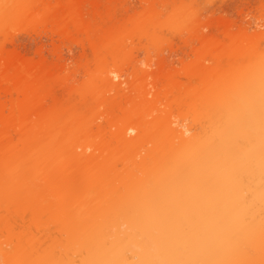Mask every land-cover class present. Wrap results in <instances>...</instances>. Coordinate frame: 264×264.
I'll list each match as a JSON object with an SVG mask.
<instances>
[{
    "label": "bare ground",
    "instance_id": "obj_1",
    "mask_svg": "<svg viewBox=\"0 0 264 264\" xmlns=\"http://www.w3.org/2000/svg\"><path fill=\"white\" fill-rule=\"evenodd\" d=\"M84 1L0 0V191L19 199L15 204L23 200L30 205L31 221L38 233L43 231L39 237L18 233L13 251L2 254L6 264H264V50L258 47L241 52L244 61L239 65L231 58L224 72L212 75L204 67L203 76V66L196 69L202 71L203 89L176 94L185 98L186 111L174 119L156 105L163 99L160 89L151 100L145 98L150 90L142 93L133 106L148 104L147 115H158L144 124L126 122L113 134L114 144L100 138L98 151L109 142L107 146L114 147L103 149L109 155L101 154L100 163L96 156L89 157L80 186L64 184L68 160L61 162L59 175L54 173L58 166L50 163L53 136L43 138L46 126L57 120L56 114H45L57 102L47 111L43 108L47 98L42 93L51 74L45 53L49 56L52 50L50 54L65 66L71 57L67 54L77 48L119 51V40L129 31L98 23L103 16L96 4L95 15L89 12L93 22L85 20ZM190 2L189 9L182 8L189 12L185 16L197 11L196 1ZM41 16L49 28L41 25L44 30L31 34L34 37L27 34L39 44L40 58L35 62L22 57L17 52L21 44L12 43L17 49L8 51L12 27L17 22L41 23ZM252 21L245 22L242 39L264 34V21ZM133 26L130 31L146 29L143 24V30ZM219 55L221 60L226 57ZM105 67L98 68L104 75L89 76L118 95L124 73ZM134 72L149 73L139 66ZM188 117L191 126L185 123ZM131 132L135 135L127 136ZM144 137L150 147L141 155L136 146ZM114 148L120 149L121 170L111 163ZM43 162L47 170L40 173ZM55 183L59 189L51 188ZM41 215L46 216L43 222Z\"/></svg>",
    "mask_w": 264,
    "mask_h": 264
},
{
    "label": "rangeland",
    "instance_id": "obj_2",
    "mask_svg": "<svg viewBox=\"0 0 264 264\" xmlns=\"http://www.w3.org/2000/svg\"><path fill=\"white\" fill-rule=\"evenodd\" d=\"M54 1L55 0H50L53 4ZM172 1L85 0V6L83 2V8L81 6V10L83 9L81 11V13H83L82 17L85 20L92 21L95 15L93 4H96L97 7H99V17L103 16V19H97L98 23H101L99 22L101 20L109 24H106L108 27L112 24H116L118 27L120 26L129 30L124 33L125 36H122L119 40L121 45L119 51L116 52V50H114V52L113 50L111 51L110 48L107 49L108 52L100 50L95 53L89 48H87L86 52L81 48H77L73 52L67 54L71 57L70 60L66 62V67L57 60V55L50 54L52 50H50L49 56L45 53L50 63L47 62L49 66L51 65V74L47 78L44 93H42L44 98H47V102H44L43 108L44 110H49L47 107H50L51 104L53 105L54 101L57 102L56 105L54 104L56 107L53 108V105V109L50 107L51 112L48 111L45 114H49V116L53 114L55 116L56 114L55 118H57L58 121L56 120V123H50V126L44 127L45 130L43 131L46 133L44 132L45 137L43 138L47 139L49 135L53 136L55 153L51 155L50 163L53 165L57 164L58 166L57 168L55 167V174L59 172L58 169L61 162L68 160L67 164L65 163L68 167V171H66L68 172V177L65 175V180L67 182H64V184L74 186H80L82 184L84 181L82 176L87 172L86 165L88 159H90L89 157L93 156L94 158L96 156L95 162L100 163L103 160L101 154L104 153V157L108 156L109 152L103 149L110 142V144H114L113 134L121 128L123 124L126 122H131L133 124L148 123L153 115H158L157 111L152 112V115H147L148 107H150L148 104H144L145 106L140 104L141 107L133 106V102L135 101L136 103L137 100L140 101L138 98L142 97L141 94L146 90H150V94L145 98L146 100H151V98H153V93L160 89L163 99L160 97L162 101L160 103L158 102L159 104L154 103V105L156 104L162 112L164 111V114L168 113L170 116L173 114L171 118H175L179 115L181 116V113H185L186 111L184 106L185 98L183 95H179V97L176 94H179L180 91H185V89H203V84L200 81L203 77H201L200 73L203 71L204 67L210 70L211 74L217 71L224 72V70L229 69L234 60H236V65L244 61V56L242 57V54H240L241 52L246 50L251 51L256 47H258L256 48L257 50H264V34L262 37L256 39H246V37L243 36L244 40L241 35H239L247 20H253L252 22L254 23L256 21L258 22V20L261 22L264 21V0H195L197 3V11L195 8L194 10L196 12H194V14L190 13L191 15L187 14V16H185V12H187L185 10L186 8H190H188V6H191L192 3L190 0H175L173 3ZM188 2L191 4L189 5ZM184 4H186L185 7H182ZM182 8H185V10ZM92 11L94 15L93 13L92 15L89 13ZM188 11H192V9ZM90 16L93 17L91 18ZM42 17L41 23L40 20L38 22L34 21V23L36 22L35 24L33 23L34 26H32L33 24L29 25V22H21L22 24L17 22V24L12 27V31H10L13 42H7L6 49L13 53V51H16L14 50L16 47L14 44H21L19 48L21 51L17 49V47L15 48L17 52L19 51L20 55L26 59H35L36 62V60L40 58V53L38 54L40 47L39 44H35L36 41L28 38V36L43 31V25L49 28L48 26L50 25L45 24V17L41 16V18ZM41 18L39 17V19ZM171 19L174 23L169 24L168 22H172ZM155 21H157L156 24ZM98 23L96 22V24ZM135 24H137V26H141L142 24L143 26L147 25L144 27L147 30L145 29L144 32H137L136 30L130 31ZM173 24L175 25L173 26ZM103 27L106 26L104 25ZM144 28L141 26L142 30ZM261 30H264V27L261 28ZM250 31H248L249 33L247 32L248 35L251 34ZM27 34L29 35L27 36ZM13 37H17L19 40L15 38V42ZM10 39L11 38H9V41H11ZM49 49H53L52 45ZM53 52L56 53L54 50ZM170 53L172 55H170ZM217 53L223 54V57L226 56L224 57L225 59L221 60L222 55L220 56ZM217 55H219L220 58L217 57ZM231 58L234 60L232 61ZM132 64H134V66L138 64L136 66L137 68L139 66V69H142V71L144 68L145 72L147 71L149 73L145 76L143 72L142 74H140L141 72L137 74L134 72L137 68ZM102 65L107 66V68L109 66L117 71L119 70L122 74L124 73L123 78H121L124 80V84L122 83L123 85L120 86V88L122 87V91L120 90L118 95H115V91L110 90V92L108 88L105 89V87H100L101 85L99 86L98 84H101V82L98 83V81H95L98 80V78L94 80L89 76L90 73L91 75L94 73L93 75L96 76L100 71L98 68L102 67ZM104 66L100 69H104ZM201 66H203L202 71L199 73L201 69L199 71L196 69H199ZM96 70L98 71L95 72ZM207 70L203 71L202 75ZM84 72L88 73L85 74ZM170 72L172 73L169 74ZM207 73L209 74V71ZM168 74L172 75V81H170L171 79L169 81L172 82V84L175 82L174 86H172L169 81V84L168 82L166 83L169 79V77L167 78V76H169ZM101 75L104 74L101 73ZM99 76L100 75L97 77ZM163 76H166V80L163 79ZM84 85H88V87L80 89V87H84ZM107 90L109 92H106ZM171 92H174L178 97L175 98L174 94ZM0 100H2V97H0ZM132 106L135 109H133ZM146 106L147 108H145ZM129 108H132V110ZM140 108L141 110L143 109V112ZM125 111L128 114L125 113ZM50 113L52 115H50ZM44 116L46 115H43V118ZM45 118L50 120L48 116ZM44 121L46 122V119H44ZM185 123L191 126L193 122L191 118L188 117ZM44 124L43 122V126H45ZM133 135H135V132L127 134V136ZM100 138H103V140L104 138L106 140L108 139L110 142L104 146L100 145L101 147L103 146V149L98 151L96 148L98 144L96 142H98ZM141 139L140 141H138L139 139L137 140L136 152L143 155L146 147H150V143H146L148 138ZM103 140L100 142L102 143ZM44 142L46 143L47 141L45 140ZM66 143L68 144L65 146ZM111 146L114 147V145L107 147ZM62 148L66 149L68 153ZM119 152L120 149H116L110 153L111 155L114 154L111 163L116 170H121V160L117 157V153ZM137 158H139V156ZM46 165L47 164L43 162L41 166L42 169L40 168L39 170L40 173L47 170ZM61 178L64 180L63 176L60 177V179ZM60 179L58 180L59 182ZM51 188L59 189V183L51 185ZM14 200L16 201L19 199H11L8 193L0 191V264H6L2 254L6 255L13 251V245L16 243V236L18 233L28 231L37 237L43 233V231L38 233L36 224L31 221L32 210H29L31 206L27 205L23 200L15 204V202H13ZM45 217V215H41L39 217L40 222H43Z\"/></svg>",
    "mask_w": 264,
    "mask_h": 264
}]
</instances>
